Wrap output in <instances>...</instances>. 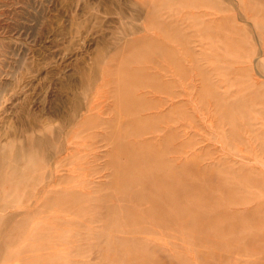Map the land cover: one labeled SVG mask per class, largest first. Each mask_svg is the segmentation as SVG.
<instances>
[{
    "label": "rangeland",
    "instance_id": "374dc122",
    "mask_svg": "<svg viewBox=\"0 0 264 264\" xmlns=\"http://www.w3.org/2000/svg\"><path fill=\"white\" fill-rule=\"evenodd\" d=\"M0 264H264V0H0Z\"/></svg>",
    "mask_w": 264,
    "mask_h": 264
}]
</instances>
